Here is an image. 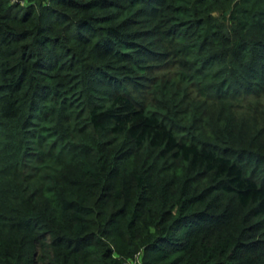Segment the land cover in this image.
Returning <instances> with one entry per match:
<instances>
[{"label": "trees", "instance_id": "16d2710c", "mask_svg": "<svg viewBox=\"0 0 264 264\" xmlns=\"http://www.w3.org/2000/svg\"><path fill=\"white\" fill-rule=\"evenodd\" d=\"M264 264V0H0V264Z\"/></svg>", "mask_w": 264, "mask_h": 264}, {"label": "built area", "instance_id": "2783aa9c", "mask_svg": "<svg viewBox=\"0 0 264 264\" xmlns=\"http://www.w3.org/2000/svg\"><path fill=\"white\" fill-rule=\"evenodd\" d=\"M139 264H141V262Z\"/></svg>", "mask_w": 264, "mask_h": 264}]
</instances>
